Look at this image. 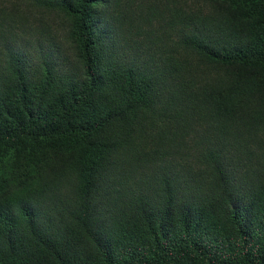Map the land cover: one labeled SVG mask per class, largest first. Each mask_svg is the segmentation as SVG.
<instances>
[{"label":"trees","instance_id":"obj_1","mask_svg":"<svg viewBox=\"0 0 264 264\" xmlns=\"http://www.w3.org/2000/svg\"><path fill=\"white\" fill-rule=\"evenodd\" d=\"M31 2L77 68L0 14V264H264V0Z\"/></svg>","mask_w":264,"mask_h":264},{"label":"rangeland","instance_id":"obj_2","mask_svg":"<svg viewBox=\"0 0 264 264\" xmlns=\"http://www.w3.org/2000/svg\"><path fill=\"white\" fill-rule=\"evenodd\" d=\"M25 4H32L31 0H0V14L3 15L5 18L3 20H10V22L15 25V30L17 32V37L19 42L24 41L23 44L26 47H30L31 49L35 44H44L43 39H41L40 33H38L37 26L39 24L38 19H43L44 17L46 18V22L50 23L53 28V33L55 35V29L56 28H61L62 24H64L63 20L56 16L52 15V17H49L48 15H45L42 13L40 8L34 7H25ZM17 8V9H16ZM160 21L156 23V25L160 28L159 26ZM163 24V23H162ZM148 28V27H147ZM146 28V29H147ZM175 30L170 23L165 25L164 28V34L167 37H172L174 35ZM159 35H163L160 34ZM56 41H57V47L55 49V52L53 57L57 59V61L63 63V68L66 71L69 70H75L77 67L75 66V59L73 56L72 51L69 48V44L66 41V38L64 39V36L59 33L58 35L56 34ZM128 39L130 43L136 39L137 41L133 42L138 48H142L147 46L149 43L155 40V37L150 36L147 39L143 37L141 34L140 36H134L131 32L128 34ZM157 39V38H156ZM172 42H170V45H173V38ZM159 42V41H158ZM132 43V44H133ZM173 48V47H171ZM203 130V127L200 126H189L186 131L188 130L192 136H196ZM190 135H187V138ZM251 136V135H250ZM239 142H241L239 144ZM251 143H254V140L251 141L249 144H246L245 142L241 141H235L233 144L234 148L228 147V150L231 154L234 155V167L236 171V175L241 176L240 174L245 173V172H250L252 173L254 166L256 164V159L254 154H251L247 151L246 146L250 147V151L254 152L257 148L256 144L252 146ZM236 153L238 158L236 157ZM145 171V169H142ZM46 203L49 201L48 198L45 199ZM44 203V202H43Z\"/></svg>","mask_w":264,"mask_h":264}]
</instances>
